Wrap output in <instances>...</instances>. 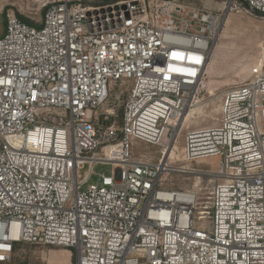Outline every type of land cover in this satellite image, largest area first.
Returning <instances> with one entry per match:
<instances>
[{
    "label": "built area",
    "instance_id": "1",
    "mask_svg": "<svg viewBox=\"0 0 264 264\" xmlns=\"http://www.w3.org/2000/svg\"><path fill=\"white\" fill-rule=\"evenodd\" d=\"M4 1L0 264L23 245L74 264H264V73L228 87L218 123L174 153L224 21L264 19V0H38V27ZM133 141L161 159H134ZM214 157L215 172L172 164ZM95 164L114 171L82 190ZM171 173L191 189H167Z\"/></svg>",
    "mask_w": 264,
    "mask_h": 264
},
{
    "label": "rangeland",
    "instance_id": "2",
    "mask_svg": "<svg viewBox=\"0 0 264 264\" xmlns=\"http://www.w3.org/2000/svg\"><path fill=\"white\" fill-rule=\"evenodd\" d=\"M4 4L5 14L13 13L16 17L18 14L36 26L40 25L45 13L38 0H5ZM4 28L5 18L4 15H0V36ZM260 73H264V19L230 14L211 51L204 79L193 106L181 122L180 134L174 148L178 159L183 156L184 134L187 131L212 127L218 123L221 94L228 87L251 80ZM121 89L125 91L126 87ZM119 90L118 86L113 87V91ZM124 101L125 96L113 97L110 98L108 107H105L114 112L117 123L120 121ZM132 157L134 159L144 157L149 163L156 164L161 159V147L133 141ZM177 162H172L173 166L182 165L215 172L220 165V158H207L198 163ZM86 171L87 168L81 172L82 176ZM113 171L114 167L110 164H95L91 177L82 190L95 183L100 176L110 177ZM193 182L190 177L171 173L166 177L165 185L170 190L187 191L191 189ZM63 257H66L65 261ZM10 264H74V259L63 249L23 245L13 253Z\"/></svg>",
    "mask_w": 264,
    "mask_h": 264
},
{
    "label": "bare ground",
    "instance_id": "3",
    "mask_svg": "<svg viewBox=\"0 0 264 264\" xmlns=\"http://www.w3.org/2000/svg\"><path fill=\"white\" fill-rule=\"evenodd\" d=\"M224 22H225V21H224ZM223 25H224V23H223ZM222 28H223V27H222ZM221 31H222V30H221ZM221 31H220V33H221ZM220 33L218 34V38H219V36H220ZM218 38H217V40H218ZM217 40H216V42H217ZM215 45H216V43L212 46L211 51L214 49ZM205 69H206V68H205ZM204 71H205V70H204ZM194 99H195V98H194ZM194 99L192 100L190 106L187 107V110L182 114V116H181V118H180V120H179L178 126H177V130L180 129V127H181V125H182L181 122L185 119V115H187L188 112H189V110L192 108ZM170 151H171V146L169 145L168 150L166 151V154H165V157H164L165 159L168 157ZM62 259H63V261H65V260H66V257H63Z\"/></svg>",
    "mask_w": 264,
    "mask_h": 264
},
{
    "label": "trees",
    "instance_id": "4",
    "mask_svg": "<svg viewBox=\"0 0 264 264\" xmlns=\"http://www.w3.org/2000/svg\"><path fill=\"white\" fill-rule=\"evenodd\" d=\"M17 18H18L20 21H22L23 23H25V24H27V25H29V26L38 27V26L34 25L33 23H31L29 20L25 19L24 17H22V16H20V15H18V14H17ZM18 247H20V246H18ZM18 247H15L14 252L18 249ZM14 252H13V253H14ZM11 261H12V258H11ZM10 263H11V262H10Z\"/></svg>",
    "mask_w": 264,
    "mask_h": 264
}]
</instances>
